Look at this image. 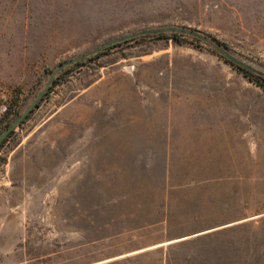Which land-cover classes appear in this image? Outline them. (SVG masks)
Returning <instances> with one entry per match:
<instances>
[{
  "label": "rangeland",
  "instance_id": "374dc122",
  "mask_svg": "<svg viewBox=\"0 0 264 264\" xmlns=\"http://www.w3.org/2000/svg\"><path fill=\"white\" fill-rule=\"evenodd\" d=\"M51 13L63 16L61 30L50 22ZM28 16L35 17L41 40L44 29L54 27L53 43L63 53L34 72L32 86L0 80V108L13 105L22 113L61 64L140 31L167 27L215 37L231 57L264 74V0H0V71L9 79ZM215 52L167 40L130 42L54 74L40 105L64 104V153L57 157L64 156V183L52 185L45 212L33 210L25 264H64V246L67 264V247L76 243L72 230L90 231L91 219L102 223L115 216L141 188L158 200L164 187L182 184L173 211H191L207 225L244 221L205 239L208 258L225 261L211 264H264V91ZM43 112H32L30 120ZM183 149L227 152L228 176L197 186L201 175L219 169V161L192 167L166 161L168 153ZM5 153L3 148L0 163ZM71 160L79 166L67 173Z\"/></svg>",
  "mask_w": 264,
  "mask_h": 264
},
{
  "label": "crops",
  "instance_id": "0c3cea01",
  "mask_svg": "<svg viewBox=\"0 0 264 264\" xmlns=\"http://www.w3.org/2000/svg\"><path fill=\"white\" fill-rule=\"evenodd\" d=\"M28 10L31 11L29 6ZM27 19L28 21L23 18L20 28V38L23 41L21 51L19 54L14 53L11 61L14 77L9 79L0 71V80L28 87L36 80L34 72L38 74L44 69V65H48L63 51L62 45L53 43L58 41L54 38L57 32H54L53 26L44 29L46 31L41 40L37 34L38 23L35 17L28 16ZM50 22L56 25L59 23L61 30L64 24L63 16L57 17L51 13ZM37 36L40 41L34 43ZM9 63L10 57L5 56L4 64L8 69ZM42 109L44 115L34 122L30 120L31 115H29L0 149V152L3 148L6 149L5 159L0 163V264L26 263L21 257L24 256L26 226L35 215L33 210L41 208L45 212L46 200H51L53 197L52 185L64 183V156L57 158L58 153H64V117H62L64 104L50 101L44 106H38L34 111L39 112ZM192 134L188 133V135ZM197 145L204 143L202 140H197ZM184 146L181 145L180 148ZM143 147L144 145L140 143L138 150L143 151ZM211 159L219 161V169L209 170L201 175L200 179L196 180L197 186L208 185L228 176L227 152L223 154L221 151L210 153L201 150L195 154L183 149L174 152L173 155L170 153L166 155V161H173V166L178 165L177 162L187 164L189 167L199 166V162ZM169 165L168 163L166 166ZM78 166V161L71 160L70 164L68 162L66 165L67 173ZM259 181L264 182V176ZM184 188H186L184 184L175 187L166 186L158 200H155V195H149L141 188L132 205L121 209L115 216L111 214L109 219L102 223L94 218L91 219L90 231H83L79 227L72 230L70 234L76 243L67 247V251L70 250L67 264L225 262L208 258L205 239L213 233L244 221L222 226L211 221L207 225L199 222L198 215L191 211L182 209L173 211L170 205L174 193ZM65 255L64 246V264H66ZM15 259L16 261H12Z\"/></svg>",
  "mask_w": 264,
  "mask_h": 264
},
{
  "label": "trees",
  "instance_id": "16d2710c",
  "mask_svg": "<svg viewBox=\"0 0 264 264\" xmlns=\"http://www.w3.org/2000/svg\"><path fill=\"white\" fill-rule=\"evenodd\" d=\"M185 29H187V28H185ZM189 30L197 32L200 35H202L205 38V41L198 39L196 37H191L188 35L175 33V32H162V33H157V34H146V35H141V36H137L135 38H131V39L122 41L120 43L112 44V45L100 50L99 52H97L93 55H89L88 57H86V61H93V60H95L101 56L108 55L112 50H114L118 47H121L123 45H126L130 42H136L137 43V42L146 41V40H151V41H153V40H167V41H172L173 43H176V44L187 43V44H190L196 48L207 47L210 50H212L213 53L215 52V50H214L215 48H213L214 45L224 49L225 51H227L229 48L227 46V44L217 40L215 37H211L209 35L202 34L196 30H192V29H189ZM215 54H216V52H215ZM221 59L226 64H228L230 67H232L234 70H236L238 73L242 74L243 77H245L249 82L255 84L256 86L260 87L264 91V74L254 72V71L248 69L247 67H240L234 63H231L230 61H227L223 57H221ZM83 60L84 59L77 61L72 66L83 65V63H84ZM72 66L61 71L59 74H57V77L65 76L67 73L70 72ZM53 83L55 84L56 81H54ZM51 88H52V86H50V88L48 89L46 96L50 93ZM39 105H40V103L38 104V106ZM7 109H8V111L0 118V134L21 114L20 111H17L15 109V106H13V105H9L7 107ZM28 117H29V115H28ZM12 134H13V132H11L10 135L0 144V149L3 147L6 140L12 136Z\"/></svg>",
  "mask_w": 264,
  "mask_h": 264
},
{
  "label": "water",
  "instance_id": "95a60500",
  "mask_svg": "<svg viewBox=\"0 0 264 264\" xmlns=\"http://www.w3.org/2000/svg\"><path fill=\"white\" fill-rule=\"evenodd\" d=\"M162 32H175V33H180V34H184V35H188L191 37H196L198 39L204 40L205 38L200 35L197 32L191 31L189 29H185V28H174V27H167V28H161V29H153V30H145V31H140L138 33H135L133 35L124 37L122 39H118L116 41L107 43L91 52H89L86 55H83L79 58L73 59L67 63H63L59 66V68L57 70H55L52 75L50 76L45 88L35 97V99L24 109V111L0 134V144L10 135L11 132H13L16 128L20 127L21 124L25 121V119L28 117V115L38 107V104L40 103V101L43 99V97L46 95L47 89L50 86V83L52 81V78L54 76L55 73H57L59 70H61L64 67L70 66L74 63H76L77 61H80L82 59H84L85 57L89 56V55H93L97 52H99L100 50L115 44V43H120L122 41L131 39V38H135L137 36H141V35H146V34H157V33H162ZM213 48H215V50L227 61H230L231 63H234L240 67H245L242 63H240L239 61L235 60L233 57H231L225 50L221 49L218 46H213Z\"/></svg>",
  "mask_w": 264,
  "mask_h": 264
},
{
  "label": "built area",
  "instance_id": "2783aa9c",
  "mask_svg": "<svg viewBox=\"0 0 264 264\" xmlns=\"http://www.w3.org/2000/svg\"><path fill=\"white\" fill-rule=\"evenodd\" d=\"M8 111L7 107L5 105H2L0 108V118Z\"/></svg>",
  "mask_w": 264,
  "mask_h": 264
}]
</instances>
